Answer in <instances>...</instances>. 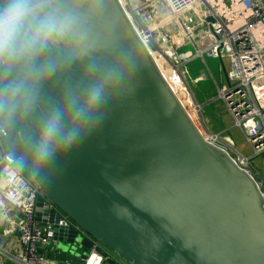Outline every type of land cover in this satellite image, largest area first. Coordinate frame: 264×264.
Here are the masks:
<instances>
[{
    "label": "water",
    "instance_id": "95a60500",
    "mask_svg": "<svg viewBox=\"0 0 264 264\" xmlns=\"http://www.w3.org/2000/svg\"><path fill=\"white\" fill-rule=\"evenodd\" d=\"M38 5L42 14L71 12L76 35L50 43L40 59H54L57 71L30 102L0 113V129L42 192L36 215L54 223L57 263L85 264L95 240L104 256L130 264H264V201L254 178L204 138L119 0ZM18 74L0 73V87ZM97 82L104 83L103 103L86 123L75 120L68 94L83 100ZM56 108L79 136L38 167L32 144ZM47 200L92 239L59 226Z\"/></svg>",
    "mask_w": 264,
    "mask_h": 264
},
{
    "label": "built area",
    "instance_id": "2783aa9c",
    "mask_svg": "<svg viewBox=\"0 0 264 264\" xmlns=\"http://www.w3.org/2000/svg\"><path fill=\"white\" fill-rule=\"evenodd\" d=\"M119 3L204 138L231 155L254 178L264 201V178L256 176L249 158L233 149L231 138L223 145L218 136L207 134L196 123L200 106L187 85L189 72L185 67L198 56L228 58L227 85L219 88V95L255 153L263 152L264 0H141L138 6H133L132 0H119ZM188 44L194 46L195 53L189 49L180 52ZM3 162L5 165L0 171L2 234L16 233L18 248L14 261L0 260V264H52L47 254L56 252L54 223L37 219V198L42 192L11 157L0 129V164ZM46 206L60 214L59 226H73L91 238L54 202L47 200ZM94 242L85 264H106L108 258L115 260L114 264H130L114 253L104 256L96 249L99 244Z\"/></svg>",
    "mask_w": 264,
    "mask_h": 264
},
{
    "label": "clouds",
    "instance_id": "9594fccd",
    "mask_svg": "<svg viewBox=\"0 0 264 264\" xmlns=\"http://www.w3.org/2000/svg\"><path fill=\"white\" fill-rule=\"evenodd\" d=\"M76 18L71 12L41 13L38 0H3L0 3V73L19 69L16 78L0 87V113L9 116L21 100L34 99L39 84L58 68L54 59L41 61L50 43L76 35ZM68 59H75L69 56ZM104 101V83L86 89L83 100L68 94V106L77 121L87 122L93 109ZM63 110L53 109L42 122L38 138L32 144L36 165L49 163L61 145H71L79 136L77 128H66Z\"/></svg>",
    "mask_w": 264,
    "mask_h": 264
},
{
    "label": "rangeland",
    "instance_id": "374dc122",
    "mask_svg": "<svg viewBox=\"0 0 264 264\" xmlns=\"http://www.w3.org/2000/svg\"><path fill=\"white\" fill-rule=\"evenodd\" d=\"M140 2L141 0H132L133 6H138ZM188 49L192 50L194 53L196 52L192 44L186 45L180 52ZM229 66L228 58H223L221 60L208 57L207 55L204 57H195L185 64L189 72L186 75L187 85L200 106V114H198L197 117L195 116V120L201 128L210 126L211 129L214 130H217V122L224 123L221 127L228 128L227 131L229 134L224 133L223 137L227 139L230 135L233 141V149L240 155L249 158L250 168L255 171L258 178H263L264 151L259 154L255 153L254 148L248 142L242 130L234 124L223 98L219 95V88L226 87L227 85L225 71ZM197 75L203 76L200 80L195 81L194 79ZM23 172L26 177L30 179L24 170Z\"/></svg>",
    "mask_w": 264,
    "mask_h": 264
},
{
    "label": "crops",
    "instance_id": "0c3cea01",
    "mask_svg": "<svg viewBox=\"0 0 264 264\" xmlns=\"http://www.w3.org/2000/svg\"><path fill=\"white\" fill-rule=\"evenodd\" d=\"M202 76L197 75V77L194 80L198 81L202 78ZM205 104H208V103H205ZM222 125H224V123H218L217 122V124H216L217 130L211 129L210 126H205L204 131L207 134L218 136L219 142L224 145V142H226L227 139H225V137H223V134L224 133L229 134V133L227 131L228 128L221 127ZM229 138H230V135H229ZM3 224L4 223L0 218V260L14 261L16 249L18 248L17 234L14 233V234H10L8 236H4L2 234V229L4 226ZM47 255L50 258L52 264H58L57 263L58 262L57 252L52 251L51 253L49 252ZM106 264H109V263H106Z\"/></svg>",
    "mask_w": 264,
    "mask_h": 264
},
{
    "label": "bare ground",
    "instance_id": "6f19581e",
    "mask_svg": "<svg viewBox=\"0 0 264 264\" xmlns=\"http://www.w3.org/2000/svg\"><path fill=\"white\" fill-rule=\"evenodd\" d=\"M223 142V141H222ZM225 143V142H224Z\"/></svg>",
    "mask_w": 264,
    "mask_h": 264
}]
</instances>
